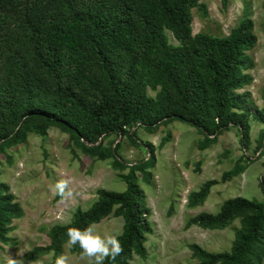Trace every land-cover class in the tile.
Here are the masks:
<instances>
[{"label": "trees", "instance_id": "obj_1", "mask_svg": "<svg viewBox=\"0 0 264 264\" xmlns=\"http://www.w3.org/2000/svg\"><path fill=\"white\" fill-rule=\"evenodd\" d=\"M100 1L108 8L107 13L87 5L81 12L86 16L82 17L74 0H0V156L22 142L28 131L43 136L55 127L67 133L70 142L84 154L113 159V165L121 168L119 143L114 145L119 137L135 144V128L153 133L162 122L172 121L192 126L203 136L197 144L200 150L216 144L231 127L238 129L241 146L247 149L248 117L252 115L264 126V110L248 108L244 95L237 93L251 81L243 70L254 65L246 53L257 42L252 22L242 21L224 38L194 35L192 10L207 13L202 0ZM59 6L68 7L72 17L60 16L61 10L54 14L53 8ZM165 31L178 41V47L169 44ZM24 38L35 53L32 65L23 56L17 58L12 50ZM93 57L103 74L98 80L86 77ZM116 62L121 64L119 70L125 69L123 81L112 65ZM89 84L96 85L90 91L92 100L88 93L86 98ZM145 85L159 88L155 98L142 92ZM112 136L115 138L110 139ZM168 138L159 143L160 147ZM263 145L264 127L256 150ZM147 147L150 153L154 151L151 144ZM243 158L222 174V181L245 170ZM152 160L137 167L144 179L148 178L146 169ZM133 172L131 168V173L122 177L126 181L124 191L98 190L97 200L87 210L77 209L70 223L51 227L49 244L25 252L23 263H33L52 253L54 259L48 264H56L63 245L70 241L69 229H87L110 214L123 219L117 238L122 251L115 258L105 257L101 264H130L132 255L146 259L144 244L153 230L147 220L150 211L134 184ZM215 184L214 180L205 182L189 205L205 200ZM260 187L264 193V176ZM22 215L9 187L0 182V244L13 241L9 237L13 221ZM236 218L240 219V228L229 251L211 253L197 244L188 246L198 264L261 261L264 202L229 199L218 213H200L190 218L186 227L222 228ZM70 251L78 256L84 252L79 243H72Z\"/></svg>", "mask_w": 264, "mask_h": 264}, {"label": "rangeland", "instance_id": "obj_2", "mask_svg": "<svg viewBox=\"0 0 264 264\" xmlns=\"http://www.w3.org/2000/svg\"><path fill=\"white\" fill-rule=\"evenodd\" d=\"M52 3V0H49ZM207 13L192 10V33L206 34L224 38L242 21L252 22L257 42L247 51L253 60V67L243 70L251 81L237 93L244 95L247 107L252 110H264V0H202ZM76 11L81 12L87 5L99 13H107L108 8L100 0H74ZM54 6V3H53ZM106 6V5H105ZM66 6L53 8L52 12L60 16L72 17ZM83 13V12H82ZM79 14V15H80ZM82 17L86 14H81ZM171 46L179 43L172 34L165 31ZM26 37L29 39L28 35ZM24 38L12 46L17 58L23 56L29 65L34 59V50ZM15 49V50H14ZM15 56V54H14ZM91 59L86 77L98 80L102 70ZM115 68L121 66L116 62ZM124 68L118 69L117 76L123 81ZM93 86V87H92ZM96 85H87L86 98L92 100ZM146 96L155 98L159 88L149 85L141 89ZM88 93V94H87ZM250 126L249 145L241 146L236 127L223 132L211 147L200 150L198 145L203 136L192 126L179 121L161 123L158 130L149 133L141 127L135 128V144L126 137H119V156L124 167H115L113 159L100 160L84 154L71 142L69 135L55 127L40 135L34 130L27 132L22 142L6 149L0 156V182L9 187V192L20 205L23 215L13 221V230L9 237L13 239L7 245H1L0 264H24L25 252L35 246H46L50 240L48 231L54 225L70 223L77 209L87 210L97 199L98 190L122 192L126 181L122 178L134 169V184L144 195V202L150 213L147 217L152 233L147 234L146 259L132 255L130 264H198L192 257L188 246L197 244L211 253L229 251L235 231L240 228V219L236 218L222 228L204 229L198 226L186 227L187 221L200 214L218 213L220 207L229 199L242 197L256 202H264L260 180L264 176V145L256 150L260 130L264 127L252 115L248 117ZM168 142L160 147L161 141ZM112 136L110 139H114ZM106 141L102 142L107 146ZM147 144L154 147L149 152ZM247 157L246 159L243 158ZM243 158L245 170L231 180L222 181V174L232 169L236 161ZM148 159L152 164L146 169L148 178L144 179L137 169ZM214 180L205 200L196 206H190L189 200L203 184ZM63 183V193L57 185ZM123 219L114 214L108 215L91 226L92 234L102 238L115 236L122 232ZM71 242L63 245L65 264H101L96 254L81 256L70 251ZM56 258V260H57ZM52 253L40 257L30 264H48L53 261ZM258 264H264V256Z\"/></svg>", "mask_w": 264, "mask_h": 264}, {"label": "clouds", "instance_id": "obj_3", "mask_svg": "<svg viewBox=\"0 0 264 264\" xmlns=\"http://www.w3.org/2000/svg\"><path fill=\"white\" fill-rule=\"evenodd\" d=\"M57 189L62 194L64 189L63 183L58 184ZM68 236L71 243H79L80 247L89 256L100 254L96 255L97 260H101L103 257L109 255L115 258L122 251L121 244L115 236L102 238L99 235H93L91 227L84 230L69 229ZM12 264H15V262L13 261ZM56 264H65L64 258H57Z\"/></svg>", "mask_w": 264, "mask_h": 264}]
</instances>
